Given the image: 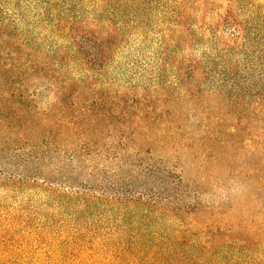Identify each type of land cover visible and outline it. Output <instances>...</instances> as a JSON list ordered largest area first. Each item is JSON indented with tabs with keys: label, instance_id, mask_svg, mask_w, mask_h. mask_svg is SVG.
<instances>
[{
	"label": "rangeland",
	"instance_id": "374dc122",
	"mask_svg": "<svg viewBox=\"0 0 264 264\" xmlns=\"http://www.w3.org/2000/svg\"><path fill=\"white\" fill-rule=\"evenodd\" d=\"M1 74L76 120L0 150V264H264V0H0Z\"/></svg>",
	"mask_w": 264,
	"mask_h": 264
},
{
	"label": "trees",
	"instance_id": "16d2710c",
	"mask_svg": "<svg viewBox=\"0 0 264 264\" xmlns=\"http://www.w3.org/2000/svg\"><path fill=\"white\" fill-rule=\"evenodd\" d=\"M0 82H8L2 74ZM27 91L0 89V150H3L5 143L19 144L23 140L29 150L32 149L30 153L33 156L48 160L51 159L54 150H57L53 148L52 138L55 134L60 136L62 127L74 126L76 118L71 117L69 122H63L62 118L59 122L51 121L49 114L61 115V108H54L52 104L48 110H41L32 98L39 95L38 91L35 90L32 94ZM30 136L37 138L33 139Z\"/></svg>",
	"mask_w": 264,
	"mask_h": 264
}]
</instances>
